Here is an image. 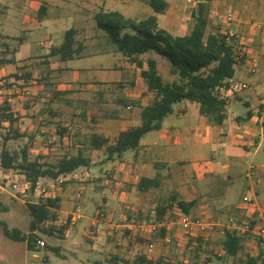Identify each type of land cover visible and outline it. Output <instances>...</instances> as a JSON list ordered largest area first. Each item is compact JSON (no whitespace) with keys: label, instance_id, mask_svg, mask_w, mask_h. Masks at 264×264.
Listing matches in <instances>:
<instances>
[{"label":"crops","instance_id":"obj_1","mask_svg":"<svg viewBox=\"0 0 264 264\" xmlns=\"http://www.w3.org/2000/svg\"><path fill=\"white\" fill-rule=\"evenodd\" d=\"M132 1L134 0H0V52L11 51L10 57L14 60L13 62L3 63L4 65L1 67L0 73L6 69L8 70L10 66L15 68L26 61L44 60V62L47 61L49 63V68L52 69L51 60L54 56L49 55V49L52 46L60 44L63 40L64 32L71 27L75 28L77 33L86 31V29L84 30V25L86 24L84 18L87 16L92 17V27L99 33L100 38L104 39V44H101L100 40L93 42L99 50L92 55L98 58L102 57L101 59H109L108 55H111L110 52L114 46L103 35V32L96 28L93 15L99 10H118L125 16L132 17V13L130 12V9L133 7ZM188 1H193V5L197 4V0ZM201 1L208 5V31L218 30L222 32L223 30L220 25H223L222 28L226 27L225 16L228 13L224 16L223 13H219L213 8L207 0ZM234 1L237 2V5L234 6L235 9H233L235 13L233 15L229 12L234 16L232 27L248 38L239 43L238 52L240 55L244 53L247 55V53L252 51V53L257 55V62L264 66V0H253L256 4H252L251 6L246 4L248 0H240V3L237 0ZM174 2L175 0H172L171 5L166 11L160 13L162 17L169 13ZM221 15L224 16L222 19ZM170 19L171 14H169L168 20L170 21ZM253 22H260L263 26V29L259 33L254 34L256 35L255 38L251 36L252 33L256 32L251 27ZM158 24L174 35H183L188 32H174L172 28L177 29L179 24L178 22L174 24V19L172 25L169 26L161 25L159 22ZM40 35H42V39L39 42L41 44L46 43V51L25 53L20 57L17 55L20 48L27 45L29 38H37ZM251 41L254 42L250 44ZM15 42L17 44H14ZM81 44L83 48L86 47L84 43ZM248 44L251 47L247 51ZM9 48L12 49L7 50ZM145 54L155 59L156 56L160 57L153 52ZM151 54L153 55L151 56ZM80 55V57L87 56L85 54ZM74 59L75 57L70 60ZM66 61L61 60L65 66L68 65ZM251 65L252 63L248 59L236 62L234 64L233 76L229 79L245 83V88L253 86L252 89L247 92H244L245 88L233 91L229 87V79L226 81L227 85L219 89L220 94L226 98L227 104H230L233 100H241L246 106V110L243 113L232 112L229 114L225 109L226 117L222 122L215 123L199 112L198 104L182 101L176 107H173L172 113H175L176 118L167 121L166 119L169 117L167 115L163 119L161 127L154 131V136L147 137L144 140L141 139L138 146L135 149H131L132 152L130 154L125 155V151L121 158L107 160L109 164L106 169L112 167V170L116 172V177H113L114 181H112L114 184L111 182L113 190V205L111 206L117 209L124 207L130 211L141 209L142 211H146L144 216L147 218H150L151 215L149 211L153 210L157 212V216L160 219L152 215L151 222H161L162 224L158 230L160 234L154 236L153 234L156 232H153L152 238L147 237L148 240L144 244L145 240H142L141 237H145L146 235L143 232L144 228L148 229L146 226L148 223L144 219L140 223L136 222L132 217H130V222L123 224L111 221L101 223L103 229L107 227L114 229L116 232L118 231V227L125 226L128 228L127 236L124 239L112 236L111 231L106 232V230L100 229V235L105 241L104 259L110 256L132 259L138 254H144L152 259L160 256L165 259V256H170L171 250L166 246V242L169 241L170 234L174 233L172 232L173 230L175 231L174 234H179L176 232L178 230V226L175 225L176 221L174 222L171 218L167 219L166 215L170 207L175 212V208L178 207V200L193 203L189 207L188 213L190 211L195 214L197 213L201 219L205 220H209L214 208L230 212L234 210L235 215L246 213L245 208L247 205L241 200L242 195L246 192L253 195L264 209V154L256 159L260 149L264 152V148L262 147L264 144V98L259 95L260 91L258 89V86L264 85V73L259 72L260 69L258 72L253 73ZM102 70L116 71L117 69L114 66H108V68H103ZM13 71L15 70L13 69ZM114 80V78H95L82 82L104 86L105 84L112 83ZM27 83L24 82L23 84L27 85ZM145 90L148 95L152 94L147 88ZM35 107L33 105L31 108L35 109ZM142 107H140L139 113ZM192 107L197 112L196 117L192 116L194 119L193 123L187 120V117L190 116H186L187 113H185ZM89 108L90 110L88 111H92L93 109L101 111L102 109L94 102L89 104ZM20 109L18 106L13 108L12 104L11 109L8 111L12 112L13 116L16 117L17 128L21 132H24L25 129L22 130V128L25 126L22 124V120L26 118L20 117V113H22ZM56 109H58V114L55 113L56 116L51 113L52 109L49 108L47 111L52 117L49 120L44 119V121L35 125V131L31 134L34 140L33 145H40L38 142L47 139V142L52 143V146L50 148L46 147V150L48 149L46 155L52 154L60 158L63 156L69 157L81 152L83 156L89 158L83 149V137L76 136L73 139L69 131L66 130L74 126L76 129L90 128L92 134H101L100 126L102 125V120L94 119L105 115L102 114L100 116L97 114L93 115V118L89 117L88 120H82L80 117L84 113L88 114V111L86 110L85 112V108H82V106H60ZM1 112L3 110H0ZM60 113L62 114L60 115ZM64 114H69L68 120L63 117ZM58 115L60 117H57ZM115 118L118 120L119 117ZM56 119H58L57 123ZM139 120L140 117L136 122L128 125V127L138 125L140 123ZM115 125L114 123L106 124L108 128ZM62 129L66 132L57 131ZM55 131L57 134L54 133ZM104 137L108 138L109 142L114 140L109 138L108 134H105ZM90 147L92 146L90 145ZM92 148L93 151L91 153L97 158L101 149ZM1 150L2 137L0 140V153ZM38 154V156L43 155L41 152ZM123 158L129 161L128 170H124L125 164L121 163ZM89 159L90 162L95 161L93 157V160ZM254 159H256L255 163ZM249 164H253L255 169L252 177H248L245 173ZM169 168H175L174 170L176 171L172 175L171 172L169 174V172L163 171V169ZM121 172L126 174H121ZM122 175L123 177L121 178ZM141 178L150 180L146 182L147 186H139ZM62 179L68 178L64 176ZM120 180L119 185L124 186L126 190H122L120 197L116 199L115 194H117V191L115 190L116 187H113ZM123 193L125 197H123ZM166 198H169V202L164 203L163 201ZM258 203L255 210L248 207L247 211L251 213L250 211L253 210L251 214L257 215L260 209ZM162 211L163 213H161ZM132 213L130 212L132 216H135ZM216 235L220 234L217 233ZM179 237L180 239L183 238ZM220 237L222 240L223 236L220 235ZM250 243H246L245 240L241 241V249L237 252L235 258H229L228 262L243 264L244 262L239 257L245 255L246 257H251L253 255L250 250L254 246ZM119 245H124V248H120ZM245 247H250L251 249H246ZM244 249L248 252L242 255L240 251ZM122 251H124V255L121 254ZM261 252L259 250V252L254 254L258 256ZM207 264L210 263L208 262Z\"/></svg>","mask_w":264,"mask_h":264},{"label":"rangeland","instance_id":"obj_2","mask_svg":"<svg viewBox=\"0 0 264 264\" xmlns=\"http://www.w3.org/2000/svg\"><path fill=\"white\" fill-rule=\"evenodd\" d=\"M207 1L210 2V5L219 13H223L224 16L229 12L233 15L235 13L233 9H235L234 6L237 5V2L234 0ZM237 1L239 2L240 0ZM192 2L193 1L188 0H175L169 13L162 17V14L155 13L152 8L144 2V0H134L132 1L133 7L130 9V12L135 19H141L150 14H155L158 18V22L164 26L172 25L174 19V24L177 22L179 24L177 29L174 27L172 28L173 31L177 33H185L189 31L192 25L191 11L196 7ZM246 4L251 6L252 4H256V2L248 0ZM169 14H171L170 21L168 20ZM224 16L221 15V19ZM84 19L86 21L84 30L86 29V31L78 32L76 34V39L77 41L84 43L86 47L82 48L78 55H75L74 60H67L66 63L68 65L65 66L64 62H61L58 56H54L51 60L53 66L52 69L49 68V63L47 61L44 62V60L26 61L15 68L10 66L8 70L6 69L0 73V77L11 76L15 74V72L18 75H22L25 71L30 73L27 79H23L26 83L31 80L29 81V83L31 82L30 84L27 83L30 89L29 96L23 97L18 102L12 100L13 108H16L17 106L21 108L20 110H22V113H20V117L26 118L25 120H22V124L25 126L22 130L25 129V135L31 136V134L34 133L33 131H35V125L44 121V119L49 120L52 117L47 111L49 108L53 111H51V113L56 116V114H58V109H56V111L55 108H59L60 106H82V108H85L86 112V110H90L89 104L94 102L102 108L101 111L93 109L92 111H88V114L84 113L80 118L82 120H88L89 117L93 115L98 114L101 116L104 114L106 116L105 118L96 117L94 120H102V125L100 126L101 135L104 136L105 134H108L109 138L113 140L119 130L128 127V125L138 120L140 107L151 102L152 94H147L145 90V80L140 76L139 68L135 64L125 59L119 52H116L114 48L111 49V55H108L109 59H101L102 57L98 58L92 55L99 50L93 42H98V40H100L101 44H104V39L102 37L100 38L99 33H97L92 27V17L87 16ZM220 26L224 31L225 27L222 28L223 25ZM262 29L263 28L254 29L256 32L252 33L251 36L255 38L256 35L254 34L259 33ZM236 34L239 37H242L244 41L248 39L241 32L236 31ZM41 36L42 35L37 38H29L27 45L21 47L17 55L20 57L25 53H40L46 51V43L41 44L39 42L42 39ZM253 42L254 41H251L250 44ZM14 44H17V42ZM250 44H248L247 51L250 49L249 47H251ZM11 49L12 48H9L7 50ZM235 49L237 51L239 50V43L235 44ZM11 54V51H2L0 52V58L10 57ZM80 54H85L87 56L80 57ZM152 55L153 54H151V56ZM148 56V54H142L141 58L145 60ZM240 56H243L242 58L240 57V61L248 59V61L252 63L251 68L254 66L255 69L253 73L258 72L259 69V72L264 73V66L257 62V55H255V53L250 51L247 55L244 53ZM156 59L158 70L162 77L169 81L175 79L176 74L173 73L169 63L165 59L157 56ZM255 60L256 63L254 64ZM3 65V63H0V69ZM108 66H114L117 70H102L103 68H108ZM144 67H146L145 62ZM13 69L15 71H13ZM95 78H114L115 80L104 86L82 82L84 80L90 81ZM252 87L253 86L245 88L244 92L249 91ZM9 89L10 88H4L3 86L1 87L0 100L6 101L11 107L12 104L7 101V98L11 96ZM258 89L260 91L259 95L264 98V85L258 86ZM1 104L0 106H2ZM33 105L36 106L35 109L31 108ZM177 105L178 104H175L174 107ZM225 109L229 114L232 112L243 113L246 110V106L241 100H233L230 104H227ZM185 113H187L186 116H190L187 117V120L193 123V117H196L197 115L196 110L192 107ZM61 114L62 113H60V115ZM168 116V119H166L167 121L176 118L175 113H170ZM57 117L60 116L58 115ZM63 117L68 120L69 114H64ZM115 117H119L118 120H116ZM57 122L58 119H56V123ZM107 123H114L116 125L108 128L106 126ZM57 131H69V134H71L73 139L76 138V136H82L85 154H88L87 156L91 159L93 157L95 161H91L89 165L81 166L73 172L65 175L68 179H62L64 176H60L59 179L56 180L40 178L38 180L39 183H41L47 191L46 196L43 197L40 193L35 192L34 187L32 189L31 186H29L24 193H18L9 188L8 185H4L3 189H0V219L5 220L9 228H18L26 237L34 235V241L32 243L33 249H29L26 241L11 240L8 237H5L0 230V264H95L97 262L106 264L107 258L104 259L105 241L100 235V229L102 228L101 223L111 221L117 224H123L130 222V217L134 218L138 223H140L142 219H144L145 222L150 223V219L153 218L152 215L158 217L157 212L153 210L149 211L151 215L150 218H147L144 216L146 211H142L141 209L130 211L124 207L117 209L114 208V206H111L113 205V190L111 182L114 181L113 177H116V172L112 170V167L106 169L109 161H107L108 159L106 158L104 149H101V152L97 155L98 160L96 156L91 153L93 148L90 147L92 135V130L90 128L76 129V127L72 126L71 129H67L66 131L63 129ZM154 131L155 130L147 132L141 137V139L144 140L147 137L154 136ZM54 133L57 134L56 131ZM32 137L33 136H31V139L29 140H27V137H20V139L15 140L11 139L7 144L10 147L16 148H21L25 145L30 159L37 158L39 155L38 153L41 152V154H43L40 155L42 161L53 163L58 157L52 154L46 155V151H48V149L46 150V147L50 148L52 143L47 142V139H43L38 142L40 145H37V147L33 145L34 140ZM131 152V149L126 150L125 155H128ZM263 154V150L260 149L256 159ZM99 158L102 159L99 160ZM256 159H254V163ZM121 163L125 164L124 170H128L129 161L123 158ZM101 169L106 170L102 172ZM174 169L175 168L163 169V171L167 173L169 172V174L171 172L172 175L173 172L176 171ZM7 171L9 173H21L16 170ZM121 174L126 173L121 172ZM122 177L123 175L121 178ZM119 182H121V180L113 187H116V199L120 197V192L122 190H126L124 186L122 187V185H119ZM123 197H125V194ZM47 198H57V219H45L36 224V229L31 231V215L28 210V204H42L46 202ZM163 202H169V198L164 199ZM258 205H260V209L257 215L249 213L251 214L250 217H244L245 213L242 215H235L234 210L233 212H230L214 208L209 220L206 219V221H218L221 224H227L230 218L241 221L244 217L246 219L243 218V220H247L249 223H254L255 225L260 221V215L264 217V209L260 203H258ZM130 212H133L132 214L135 216H132ZM76 215H80L81 217L75 221V224L68 226L65 222H68L71 216ZM187 215L192 218L201 219L199 214L197 215V213L195 214L191 211ZM166 217L167 219H173L174 222L176 221L175 225L178 226L176 232L179 234H174L175 231L173 230L172 232L174 233H172V235L170 234L169 241L166 242V246L171 250L170 256H165L166 258L164 259L167 264H207L208 262L210 264H232L228 262V259H218V255L222 252L220 235H224L220 232L219 228L215 227L208 235L201 236L202 247L197 251L194 248L195 245L189 240L192 238V242H194L199 236L194 234L187 235L184 232L177 220L176 213L172 210V207L169 208ZM202 220L205 219L202 218ZM63 226H67V228L60 231L59 228ZM103 230H106V232L111 231L112 236L124 239L127 236L128 228L125 226L118 227L117 232L114 229H109L107 227H104ZM143 232L146 234L145 237H141L142 240H145L144 244H146V241L148 240L147 237L153 235L158 236L160 234L159 231H156V233L154 232L155 234H153V232L149 231L146 227ZM217 233L220 235H216ZM240 235L243 236L242 241L245 240L246 243L251 242L250 244H253V249L245 247L246 249H251L250 251L253 253L251 257H255L256 255L254 253L259 252V250H264L263 245L259 243L258 235L256 236L255 233L244 232ZM179 236L183 238L180 239ZM38 238L45 241L44 247H38L36 245V240ZM119 246L120 248H124V245ZM54 247L59 248L60 255L55 253ZM246 249L241 250L240 253L242 252V255L246 254L248 252ZM121 254L124 255V251H122ZM219 256L222 257L221 255ZM208 257L212 259L209 261ZM242 257L239 258L244 262L246 255ZM256 257L258 258L256 264H260V256Z\"/></svg>","mask_w":264,"mask_h":264},{"label":"trees","instance_id":"obj_3","mask_svg":"<svg viewBox=\"0 0 264 264\" xmlns=\"http://www.w3.org/2000/svg\"><path fill=\"white\" fill-rule=\"evenodd\" d=\"M144 2L155 13H163L171 5L172 0H144ZM191 17L192 25L189 31L183 35H174L159 26L155 14L135 19L125 16L118 10H99L93 15L96 28L103 32L116 52L139 68V74L145 80L147 90L152 93L151 102L140 110L138 125L121 130L112 142H109L108 138L101 134L93 133L91 135V146L95 149H104L108 160L121 158L126 150L135 149L141 137L149 131L159 129L163 119L173 112L174 105L182 101L198 104L199 112L212 122L220 123L226 117L227 100L220 94L219 89L227 85L226 81L234 73L236 60L233 45L222 32L208 31L207 3L197 0L196 7L191 11ZM76 34L75 28L67 29L62 42L49 49V55L58 56L62 61L70 60L78 55L83 46L81 42L77 41ZM148 52H153L164 58L171 66L173 73L176 74V78L171 81L165 80L158 70L155 58L148 56L143 60L140 57ZM13 61L11 57L0 58V63ZM144 62L146 67H144ZM29 75L30 73L25 71L22 75L15 73L11 76L0 77V89L2 86L11 88L12 78L24 83L23 79H27ZM1 105L0 110H3L0 113L1 168L21 172L31 182L33 189L40 178L56 180L81 166L89 165L90 159L83 156L81 152L69 157L63 156L57 158L53 163H48L42 161L41 156L30 159L25 145L21 148L10 147L7 144L9 140L20 139V137H27L29 140L31 136L25 135L17 128L16 117L8 111L11 109L10 105L6 101H3ZM91 117L93 118V116ZM147 181L150 180L141 178L139 186H147ZM192 204L183 200L177 201L178 208L186 214ZM57 208V198H47L46 202L42 204H28L31 215V231L36 229V224L45 219H57ZM64 228L67 226L59 229L63 231ZM0 230L5 237L14 241H26L29 249H33L34 235L26 237L18 228H9L7 222L2 219H0ZM198 236L199 239L197 238L194 242H192V238L189 240L195 245L194 248L197 251L200 250L199 247L202 244V237ZM242 237L234 230H227L221 240L222 252L219 255L222 257L217 254L218 259L235 258L241 249ZM54 251L60 255L58 247H54ZM208 259L210 261L212 258L208 257ZM257 260V257H246L243 264H256ZM106 264L167 263L161 256L152 259L144 254H138L132 259L110 256L107 258Z\"/></svg>","mask_w":264,"mask_h":264},{"label":"built area","instance_id":"obj_4","mask_svg":"<svg viewBox=\"0 0 264 264\" xmlns=\"http://www.w3.org/2000/svg\"><path fill=\"white\" fill-rule=\"evenodd\" d=\"M225 22L226 27L225 30L222 31V33L226 36L227 40L231 41L234 53H235V60L236 62H239L240 59V53L235 49V44H238L240 42H243V38L239 37L236 34V30L232 27V23L234 22V16L231 13H228L225 16ZM251 27L253 29H260L262 28V24L260 22H253ZM252 71H254V66L251 68ZM13 85L9 89L11 96L7 98V101L9 103H12L13 101H19L23 97H28L30 94V89L28 85H23V83H20V80H12ZM229 87L231 90H239L246 87L245 83H239L235 82L232 79H229ZM15 98V99H14ZM3 101L0 100V104ZM1 140V137H0ZM258 145V144H257ZM264 148V144L262 145ZM254 166L253 164H249V166L246 169V174L248 177H252L254 174ZM4 185H8L9 188L13 189L14 191H17L18 193H24L29 186H31V182L25 177L22 173H9L7 170H4L0 167V189H3ZM34 191L40 193V195L46 196L47 191L44 186L37 181L34 185ZM242 202L247 205L245 208L246 213L244 217H250L251 214H249L248 207L250 209H255L257 207V201L256 198L251 195L249 192H246L241 197ZM253 211V210H252ZM252 211H250L252 213ZM175 213L177 215V220L181 227L183 228L184 232L188 235H201L206 236L208 235L215 227L219 228L220 232L224 234L227 230H234L238 234H243L244 232H252L255 233V235H258L259 243L263 245L264 247V217L260 215V221L254 225L249 223L247 220L237 221L233 218H230L227 222V224H221L218 221H206L199 218H192L186 213L182 212L180 208L175 209ZM248 213V214H247ZM81 216H71L70 220L65 223L69 225L75 224V221L79 219ZM246 219V218H244ZM262 220V221H261ZM161 222H150L146 226L151 232H156L159 230L161 226ZM36 245L38 247H44L45 241L43 239L38 238L36 240ZM150 247H152L150 245ZM260 264H264V250L260 253Z\"/></svg>","mask_w":264,"mask_h":264}]
</instances>
